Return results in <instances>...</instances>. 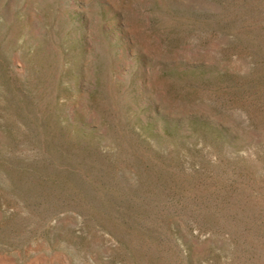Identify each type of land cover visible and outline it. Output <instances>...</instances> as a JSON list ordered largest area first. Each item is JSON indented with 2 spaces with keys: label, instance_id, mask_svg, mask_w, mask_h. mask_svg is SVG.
Wrapping results in <instances>:
<instances>
[{
  "label": "rangeland",
  "instance_id": "1",
  "mask_svg": "<svg viewBox=\"0 0 264 264\" xmlns=\"http://www.w3.org/2000/svg\"><path fill=\"white\" fill-rule=\"evenodd\" d=\"M0 257L264 264V0H0Z\"/></svg>",
  "mask_w": 264,
  "mask_h": 264
},
{
  "label": "bare ground",
  "instance_id": "2",
  "mask_svg": "<svg viewBox=\"0 0 264 264\" xmlns=\"http://www.w3.org/2000/svg\"><path fill=\"white\" fill-rule=\"evenodd\" d=\"M1 258V257H0ZM7 258V257H6ZM4 261V259H2ZM12 260V259H11ZM1 262V261H0Z\"/></svg>",
  "mask_w": 264,
  "mask_h": 264
}]
</instances>
